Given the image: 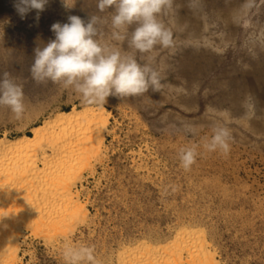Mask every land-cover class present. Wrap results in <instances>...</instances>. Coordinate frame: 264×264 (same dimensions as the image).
<instances>
[{"label":"rangeland","instance_id":"1","mask_svg":"<svg viewBox=\"0 0 264 264\" xmlns=\"http://www.w3.org/2000/svg\"><path fill=\"white\" fill-rule=\"evenodd\" d=\"M194 1L201 5L198 14L201 11L209 22L207 30L196 37L172 32L171 47L157 45L150 53H140L129 47L127 39H113L114 9L100 12L97 0H48L42 12L31 10L24 19L14 7L16 0H0V6L4 5L0 9V71L4 69L22 86L25 105L19 120L10 109L0 107V135L12 136L23 130L31 134L30 126L41 122L52 108L81 103L79 94L61 84L40 83L37 95L25 86L34 50L55 38L53 23H66L70 15L85 22L90 16L100 17L96 39L101 46L117 45L120 48L115 49L122 54L134 56L139 63L150 62L158 72V91L150 88L139 96L108 99L128 101L147 126L114 109L112 125L116 133L107 136L109 168L94 161L96 170L85 171L83 183L85 190H90V208L97 217V229L90 234L85 225L81 226L76 237L81 236L82 245L94 249L95 264H105V251L122 233L165 225L182 207L204 211L225 264H264V81L242 96L245 106L239 113L231 109L230 103L219 102L221 95L233 91V82L243 81L245 76L258 80L260 66L264 76V0L245 5L241 21L244 26L232 34L219 13L221 5ZM182 6L180 0H172L171 6L158 15L159 21L167 29L175 28L173 19L179 18ZM183 22L184 27L189 25V21ZM131 31L129 28V39ZM194 44L201 49L193 50ZM246 50L254 56L242 53ZM245 115L249 127L242 121ZM216 125L230 131L227 154L208 152L203 147ZM145 137H151L153 150L158 153V158H144L156 164L150 173L134 165V159L144 160L139 152ZM192 145H199L198 155L191 168L185 170L179 154L182 148ZM62 252L35 237L29 238L22 249L25 264H65Z\"/></svg>","mask_w":264,"mask_h":264},{"label":"bare ground","instance_id":"2","mask_svg":"<svg viewBox=\"0 0 264 264\" xmlns=\"http://www.w3.org/2000/svg\"><path fill=\"white\" fill-rule=\"evenodd\" d=\"M180 1L184 8L178 10L179 18L173 19L176 26L169 30L178 35L182 32L195 37L201 35L209 28L202 12L198 14L201 5L194 0ZM207 1L211 5H221L219 13L232 34L244 26L241 23L244 8L252 0ZM183 20L189 21V25L184 27ZM191 47L201 49L196 44ZM242 53L254 56L247 50ZM260 72L258 80L245 76L243 81L231 82L233 91L221 95L219 102L230 103L234 112H241L245 106L242 96L264 81L261 66ZM4 73L7 72L2 69L0 76ZM9 78L13 80V76ZM25 82L27 90L30 88L37 95L40 83L34 81L31 74ZM114 109L136 117L142 126H147L138 110L123 99L107 100L102 106L85 105L81 101L74 102L72 107L57 105L52 108L41 122L30 126L31 134L23 130L12 136L0 135V264H25L22 249L29 238L42 239L48 246L64 250L66 245L84 244L81 236L76 237L81 226L85 225L90 234L96 232L97 217L90 208L91 194L90 190H85L83 177L86 170H96L94 161L109 168L107 136L116 133L112 125ZM242 121L249 127L246 115ZM150 139H143L139 152L143 159L149 155L158 158ZM134 165L146 173L156 168L155 163L150 164L145 159L142 162L134 159ZM199 209L182 207L175 210L178 213L174 211L176 217L165 225L160 223L139 232L122 233L105 251V264H225L206 214ZM83 234L85 236L86 232ZM104 247L106 249V244Z\"/></svg>","mask_w":264,"mask_h":264},{"label":"clouds","instance_id":"3","mask_svg":"<svg viewBox=\"0 0 264 264\" xmlns=\"http://www.w3.org/2000/svg\"><path fill=\"white\" fill-rule=\"evenodd\" d=\"M48 0H16L14 7L21 19L31 10L42 12ZM172 0H97L100 12L114 9L111 16L112 37L117 41L128 40L129 47L150 53L159 45H173L172 32L158 19L162 11L170 7ZM101 18L90 16L87 22L77 15H70L68 22L51 25L54 39L34 50L30 73L34 81H51L71 88L79 94L85 105H104L109 96L132 97L158 91L160 79L150 62L139 63L132 55L122 54L119 49L101 46L96 39L97 24ZM132 28L130 39L128 29ZM22 86L9 78L0 77V106L7 107L15 119L25 111ZM191 131L192 129L189 128ZM230 131L216 125L203 147L208 152L227 154ZM199 145L182 148L179 154L181 166L189 170L195 163ZM94 249L87 245H66L63 250L65 264H95Z\"/></svg>","mask_w":264,"mask_h":264}]
</instances>
